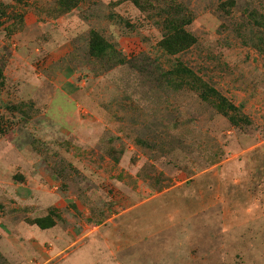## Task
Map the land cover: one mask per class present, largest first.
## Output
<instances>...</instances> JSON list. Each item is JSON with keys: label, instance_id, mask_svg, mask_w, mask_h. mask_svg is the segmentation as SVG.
Masks as SVG:
<instances>
[{"label": "rangeland", "instance_id": "1", "mask_svg": "<svg viewBox=\"0 0 264 264\" xmlns=\"http://www.w3.org/2000/svg\"><path fill=\"white\" fill-rule=\"evenodd\" d=\"M0 2V264H264V0Z\"/></svg>", "mask_w": 264, "mask_h": 264}, {"label": "trees", "instance_id": "2", "mask_svg": "<svg viewBox=\"0 0 264 264\" xmlns=\"http://www.w3.org/2000/svg\"><path fill=\"white\" fill-rule=\"evenodd\" d=\"M79 0H59L58 5L63 13H68L73 10V8L77 7ZM136 5L142 6L141 0H133ZM141 5H140V4ZM178 3V2H177ZM231 5L234 2L230 3ZM3 5L0 2V13L9 18V15L3 11ZM227 7V5H222V10ZM181 7V4H167L163 9V25H164V36L162 41L160 42V47L167 52V54L175 56L182 52H186L197 44V38L190 33L187 29L192 23L191 16L187 15ZM226 11V10H225ZM228 11V10H227ZM226 11V12H227ZM261 20H257V23L264 28V16H261ZM2 23L0 22V27ZM89 53L94 58H110L111 61L116 63L125 64L126 60L120 57L112 44H110L99 32H93L90 42H89ZM177 72V71H176ZM174 73V72H173ZM165 77H168L164 74ZM196 79L195 77H193ZM5 80L4 69L0 65V88L3 86ZM196 85L201 84V81L198 80L195 83ZM222 99L214 96L212 98V104L217 107L222 114L229 117L231 121H233V116L230 115L228 109H225L223 105H221L220 101ZM230 107H233L232 105ZM231 109V108H230ZM34 225L39 228L46 230L55 226V220L52 215H47L45 217L37 218L32 222Z\"/></svg>", "mask_w": 264, "mask_h": 264}]
</instances>
